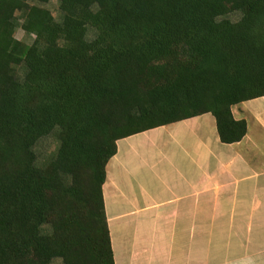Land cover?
<instances>
[{
    "label": "trees",
    "instance_id": "trees-1",
    "mask_svg": "<svg viewBox=\"0 0 264 264\" xmlns=\"http://www.w3.org/2000/svg\"><path fill=\"white\" fill-rule=\"evenodd\" d=\"M44 1L0 0V264H114L116 141L203 113L240 141L231 107L264 95V0H57L59 21Z\"/></svg>",
    "mask_w": 264,
    "mask_h": 264
},
{
    "label": "crops",
    "instance_id": "crops-1",
    "mask_svg": "<svg viewBox=\"0 0 264 264\" xmlns=\"http://www.w3.org/2000/svg\"><path fill=\"white\" fill-rule=\"evenodd\" d=\"M116 141L102 194L114 264H264V95Z\"/></svg>",
    "mask_w": 264,
    "mask_h": 264
},
{
    "label": "rangeland",
    "instance_id": "rangeland-1",
    "mask_svg": "<svg viewBox=\"0 0 264 264\" xmlns=\"http://www.w3.org/2000/svg\"><path fill=\"white\" fill-rule=\"evenodd\" d=\"M35 4L48 9L53 14L55 20L59 21L61 19V12L59 10L57 0H48L40 3L35 2ZM16 16L18 18V23L22 22V12H18ZM239 17L240 15L237 12L227 15V18H229L231 21H236L239 19ZM14 36L25 43H31L33 39V36L26 35L19 25L15 30ZM57 145L58 141L54 133L41 138L34 147L37 156V162L39 164L47 162L53 156ZM52 264H62V262L59 259H55L52 261Z\"/></svg>",
    "mask_w": 264,
    "mask_h": 264
}]
</instances>
